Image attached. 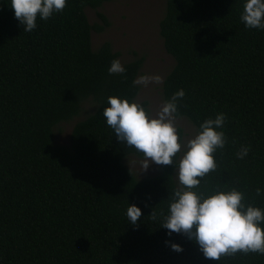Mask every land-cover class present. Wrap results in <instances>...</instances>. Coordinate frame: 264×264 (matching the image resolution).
<instances>
[{"label":"trees","instance_id":"obj_1","mask_svg":"<svg viewBox=\"0 0 264 264\" xmlns=\"http://www.w3.org/2000/svg\"><path fill=\"white\" fill-rule=\"evenodd\" d=\"M107 1L66 0L25 32L0 0V264H264L256 253L205 259L186 235L166 237L152 220L151 211L167 212L175 170L160 165L155 176L136 178L124 160L143 154L118 142L101 114L108 96L135 101L143 65L135 58L121 64L124 73L109 74L119 54L109 42L92 49V31L109 26L98 11ZM243 3L165 1L159 35L174 67L161 96L183 89L178 112L195 130L225 113L227 142L213 153L217 169L201 189L229 184L264 207V195H254L264 189V29L245 28ZM86 8L100 24L89 23ZM88 99L94 109L73 126L69 146L54 145L55 127L77 117ZM241 145L250 150L237 159ZM128 204L141 210L135 225Z\"/></svg>","mask_w":264,"mask_h":264},{"label":"clouds","instance_id":"obj_2","mask_svg":"<svg viewBox=\"0 0 264 264\" xmlns=\"http://www.w3.org/2000/svg\"><path fill=\"white\" fill-rule=\"evenodd\" d=\"M8 4L13 18L25 32H31L37 27V18L47 20L63 10L66 0H8ZM239 18L245 28L264 29V0H244ZM107 71L122 74L125 69L119 59H113ZM161 82L159 74H143L133 80V84L139 85ZM184 96V90L178 89L162 100L155 116L134 100L108 96L109 106L101 114L118 142L143 154L144 170L149 162L173 166L178 183L167 197V212H150L152 220L159 219L161 228L168 230L166 237L173 233L186 235L195 242L202 256L212 261L237 252L264 255V207L256 206L251 198L246 199L244 191L229 184L217 183L201 189L206 174L217 169L213 153L227 142L223 131L225 113L204 119L185 139L177 125L182 119L177 105ZM249 150V146L241 145L236 158L243 159ZM254 195L261 197L264 189L256 187ZM125 214L129 223L135 225L141 210L128 204ZM170 248L177 253L183 250L175 243Z\"/></svg>","mask_w":264,"mask_h":264},{"label":"rangeland","instance_id":"obj_3","mask_svg":"<svg viewBox=\"0 0 264 264\" xmlns=\"http://www.w3.org/2000/svg\"><path fill=\"white\" fill-rule=\"evenodd\" d=\"M166 0H108L99 12L108 20L109 26L101 33L92 31L91 46L98 49L104 42H109L112 50L119 54L121 64L135 58H141L143 65L138 76L143 74H159L162 82L165 76L174 67L173 58L168 55L163 47L159 35V22L163 17ZM86 16L91 25L100 24L96 11L85 9ZM149 83L138 86L135 101L147 102L149 111L155 116L162 102L161 85ZM94 109L91 99L84 101L80 114L73 120L61 123L54 129L53 144L69 146L70 134L76 122L84 119ZM181 136L187 139L195 132V128L185 119L177 121ZM143 159L129 156L124 160L125 167L138 179L153 177L158 173L160 165L149 162L144 170ZM174 182L177 179L174 172Z\"/></svg>","mask_w":264,"mask_h":264}]
</instances>
